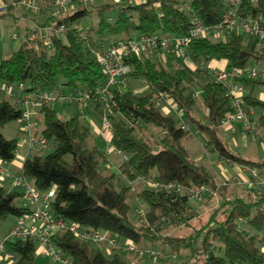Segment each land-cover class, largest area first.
<instances>
[{"label":"trees","instance_id":"obj_1","mask_svg":"<svg viewBox=\"0 0 264 264\" xmlns=\"http://www.w3.org/2000/svg\"><path fill=\"white\" fill-rule=\"evenodd\" d=\"M226 1L142 0L129 3L107 0L94 3L91 0L83 4L79 0L75 7L50 16L54 26L64 25V30L51 37L49 47L41 39H31L27 34L17 49L0 60V83L12 86L21 83L24 92L31 94L61 91L64 87L68 90L94 89L104 79L95 55L102 42L112 37L128 40L141 34L185 35L193 19L215 26L222 21ZM93 13L97 20L84 24V19ZM235 14L239 19L262 21L264 0H242ZM221 33L225 35L221 40L209 37L190 40L186 56L195 68L180 58L176 65H167L158 59L157 53H133L124 57V63L130 66L127 77L143 79L149 91L135 94L131 88L113 89L109 141L126 157L119 165V173L101 167L104 153L96 146H88L91 127L78 114L61 119L53 107L55 104L39 107L43 121L41 133L51 143L52 150L46 155L27 157L20 176L31 180L40 192L54 187L50 201L54 219L94 230L103 229L120 244L129 241L139 248H150L158 242L157 250L165 251V256L153 260H160L161 264H171L169 253L177 254L181 250L187 253L179 264H264V193L250 187L240 195H233L226 181L219 180L211 169L191 157L184 144L190 130L178 126L173 115L156 105L159 98L172 99L177 109L204 133L206 146L222 159L249 168L264 166V162L235 154L220 136L219 123L229 109V102L225 89L213 81L205 67L211 60H226L227 67H243L252 61L264 60L261 41L235 29H225ZM154 55L157 60L152 58ZM201 78L204 80L200 83ZM241 81L251 87L260 78L244 77ZM198 82L207 110L204 123L192 115L197 101L193 86ZM12 98L15 102L9 98L0 100V126L19 120L22 115L21 105L14 96ZM245 102L252 108H264V101L251 92ZM92 104L100 112V103ZM255 124L264 129V115H260ZM147 125L159 128L161 138L151 141L143 133L142 128ZM17 148V138H7L0 132L2 162L14 159ZM149 173L157 180L185 188L208 186L216 191L217 195L211 197L218 196L219 203L204 215V221L192 224V220L198 218L189 206L187 195L150 187L135 191L131 185L123 183V178L130 183L139 175ZM19 195L0 188V224L10 215L17 217L29 211L30 208L17 204ZM132 198H136L138 207L139 200L147 206L141 217L145 222L140 221L139 216L138 222L129 218ZM167 226L173 229L184 226L189 230L182 235H172V231H164ZM51 241L69 257V264H131L123 255L129 251L111 248L107 252L70 231L54 233ZM4 248L14 255L10 264H46L45 260L37 259L34 237L6 240ZM0 264L8 263L1 260Z\"/></svg>","mask_w":264,"mask_h":264},{"label":"built area","instance_id":"obj_2","mask_svg":"<svg viewBox=\"0 0 264 264\" xmlns=\"http://www.w3.org/2000/svg\"><path fill=\"white\" fill-rule=\"evenodd\" d=\"M74 0H55L54 12L52 15H58L61 10L70 9L69 5ZM83 4L91 0H80ZM120 1V0H115ZM129 3L138 2L137 0H126ZM242 0H227L226 7L222 15V21L215 26H207L199 20L193 19L187 33L181 36L166 37L157 33L141 34L128 40H121L115 37L109 38L102 42L99 49L95 51L96 58L102 67L104 79L101 85L94 89H69L64 90H46L39 94H31L24 92V85L18 84L16 87L0 83V92L8 95H14L18 103L22 107V115L19 119L20 132L23 138L21 142H25L30 148H45L49 141L42 133H36L38 121L34 118V108H39L42 104H71L76 108H83L86 104L99 102L101 106V129L109 131L112 128L109 114L114 105L112 100L113 89L116 87L124 88L126 86V77L130 72V66L124 63V57L129 54H145L153 55L157 53L159 57L165 61L167 53L173 54L180 58L186 65L188 61L186 56V47L191 39L200 37L218 36L225 29H235L247 35L258 37L261 41V47L264 52V20L255 19H239L235 10ZM17 5H22L25 8L35 10L34 0H12L10 3L0 4V14L5 13L8 7L13 8ZM64 30V25L52 26L49 29V34L45 32L32 30L29 35L31 39H41L47 47L51 45V37L59 35ZM188 65L195 68L191 62ZM202 67V65H201ZM213 81L222 85L225 89L229 109L220 120V126L227 131L233 133L235 131L234 124L239 122L245 132L258 136V128L254 121V108L246 105V85L241 81L242 78H262L264 77V69L258 68L252 64H247L243 67H223V68H208ZM13 90L15 91L13 93ZM169 97L159 98L157 103ZM156 103V104H157ZM177 109L176 105L173 107ZM178 110V109H177ZM139 123L136 124L138 126ZM184 127V126H183ZM121 153V152H120ZM122 154V153H121ZM123 159L125 155L122 154ZM249 170V185L254 190L258 191L264 186V180L260 179L256 170ZM4 175L0 176V181L4 180ZM142 184L156 191H175L179 194H185L190 200L201 202L206 197L216 196L215 190L208 186L195 188H185L175 183H167L154 178V174H141L137 178ZM14 184H22L23 191L17 197L18 204L31 203L32 207L28 212L16 217L15 223L9 229L0 241V261H6L10 264L14 255L6 251L4 243L6 240L25 239L34 237L36 240V254L43 258L46 264H69L70 259L64 256L51 241V236L58 231H70L82 240L89 241L97 246L104 248L109 252L111 248H120L125 251L135 252L140 256H150L159 258L165 256L163 250H153L151 248H139L134 243L126 241L122 244L118 242L116 237L108 235L103 229H91L77 225L74 222L63 219H54L50 211L51 197L47 192L38 191L31 185L26 178L17 176L13 178ZM142 203L139 200V204ZM140 217V221H144L145 210L140 204L135 209ZM176 216V214H174ZM163 219H165L163 217ZM264 251V246L262 247ZM172 258H176V252L169 253Z\"/></svg>","mask_w":264,"mask_h":264},{"label":"crops","instance_id":"obj_3","mask_svg":"<svg viewBox=\"0 0 264 264\" xmlns=\"http://www.w3.org/2000/svg\"><path fill=\"white\" fill-rule=\"evenodd\" d=\"M12 0H0V4L2 3H10ZM54 1L55 0H34L35 10H31L23 7L22 5H17L16 7L9 8L5 13L0 14V47H3V53H11L16 49L17 41H20L22 38V42L25 40L27 34L32 30L45 32L49 34V29L54 25L51 21L50 16L54 12ZM142 1V0H141ZM79 0H74L70 3L69 8H73L77 5ZM139 2V1H138ZM61 12L58 13V15ZM37 16V17H36ZM45 18V19H44ZM219 34L216 37H219ZM215 37V36H214ZM21 42V43H22ZM20 43V44H21ZM19 47V46H18ZM157 55V54H156ZM158 59L163 63L174 66L176 63L180 61L178 57H175L171 53H167L166 60L163 61L159 55ZM182 61V60H181ZM183 62V61H182ZM250 64L264 69V60L252 61ZM227 66L226 60H211L206 64L207 68H223ZM12 86V85H11ZM16 87V86H12ZM15 91L13 90V93ZM250 92L252 95L264 101V77L260 78L259 82H256L251 87L246 85V95H249ZM16 92L13 96H15ZM12 95H8L4 92H0V100L3 98H12ZM196 97V95H195ZM196 103L202 108H205L202 99L196 101ZM163 111L167 108L173 109L175 103L172 99L167 98L156 104ZM66 106L70 111L67 112L66 117H71L73 115L78 114V111L82 112L86 108H88V113L85 112V121L91 127V139H94L93 146H96L101 152L104 153V159L101 161V167L103 169L109 170L114 173H119V165L123 160L122 154L117 150L115 153V148L110 143V132L104 131L101 129V124H98L97 120H100V112L99 108L92 103L86 104L83 108H76L71 104H63L59 105V107ZM194 107V106H193ZM75 109V110H73ZM34 118L38 121V125L36 128V133H41L43 126L40 127L39 120L42 119V115L39 112V108H34ZM203 111V109H202ZM64 112V110H62ZM165 112V111H164ZM179 112V110H178ZM207 110L205 108V112L203 115L206 119ZM181 117V120L185 116V114L181 111L178 113ZM79 115V114H78ZM192 115L198 119L199 117L194 113V109H192ZM260 115H264V108H254V121L257 122V118ZM186 118V117H185ZM93 119H96V123L93 122ZM186 120H188L186 118ZM207 120V119H206ZM183 121V120H182ZM12 124V125H11ZM11 125L14 129V137L17 138V151L14 159L10 162H2L0 160V176L4 175V180L0 181V188H3L8 192H17L21 193L23 191L22 184H14L13 178L20 175L21 166L23 161L32 155L40 154L41 149L38 148H30L25 142H21L20 139L23 138L22 133L20 132V123L19 120L12 121L5 126ZM93 125V126H92ZM182 126L189 129L187 122H184ZM220 126V125H219ZM197 127V126H196ZM8 128V127H7ZM220 128V136L222 139L228 144L231 151L235 154L242 156L245 159L256 161L259 163L264 162V129L258 128V136L254 137L252 134L245 132L243 126L236 122L234 124L235 131L233 133L227 131L223 127ZM190 130V129H189ZM198 130H200L198 128ZM155 128L146 127L143 129V133L146 135L154 134ZM201 131V130H200ZM4 133V129L1 131ZM191 134V131H190ZM190 136V135H189ZM197 162H200L211 169L217 176L219 180H224L229 184V190L233 195H240L244 192L245 189L250 188L249 185V167L240 166L234 162H229L222 159L216 152H213L211 148L206 146L205 150L200 152L197 157L194 159ZM204 161H206L204 163ZM256 170L260 179L264 180V166L253 168ZM259 169V171H257ZM28 181V179H26ZM32 185V182H30ZM258 192L264 193V186L260 187ZM219 203V197H206L201 202H196L193 200H189V206L196 212L197 216L208 213L211 208L215 207ZM18 204V203H17ZM19 206L31 208V203L18 204ZM142 207H144L143 202L141 203ZM147 209V206L144 208ZM16 217L13 221L15 223ZM193 221V220H192ZM11 224V227L13 226ZM10 227V228H11ZM9 228V229H10ZM169 232V231H168ZM171 232V231H170ZM155 260H153L154 262ZM152 264V263H151Z\"/></svg>","mask_w":264,"mask_h":264},{"label":"rangeland","instance_id":"obj_4","mask_svg":"<svg viewBox=\"0 0 264 264\" xmlns=\"http://www.w3.org/2000/svg\"><path fill=\"white\" fill-rule=\"evenodd\" d=\"M94 3H99V2H105L107 0H93ZM137 1H141V0H137ZM255 1V0H254ZM37 17V16H36ZM45 19V18H44ZM97 20V15L95 13H93L91 16L89 17H86L84 19V24H87L88 22L90 21H96ZM210 39L212 40H221V39H224L225 38V35L221 33V35L219 37H213L212 35L209 37ZM22 42V38L20 39V41H17L16 44H18L16 46V49L18 48V46L20 45V43ZM3 50V47H0V60L9 56L10 53H3L2 52ZM153 59L157 60V56H152ZM188 65L192 66L191 65V62L188 61L187 63ZM204 79L201 78L200 83L203 82ZM126 86L123 88V89H126V88H131V90L135 93V94H143V93H147L149 91V87L147 85V83L143 80V79H134V78H131V77H127L126 81ZM200 83H195L194 86H193V92L194 94L196 95V98L198 100L202 99V90H201V86H200ZM64 91H68V88L64 87ZM12 102H15V100L13 98H9ZM19 105V104H17ZM20 106V105H19ZM57 115L61 118V119H66L68 117H66L65 115H67V112H69L70 110L68 108H66V106H62V107H59V105H53ZM87 106H85V109L81 112L78 111V114H79V117L80 119L83 121V122H86L85 121V112L88 113V108H86ZM80 108H78L79 110ZM194 109V113L199 117L200 121L201 122H206L207 120L205 119L204 115H203V112H205V108H202V106L198 105L197 103L194 105L193 107ZM203 109V111H202ZM62 110H64V112H62ZM75 110V109H73ZM165 113H169L171 115H173L176 119V122H177V125L178 126H181L184 122H187L188 126H189V129L191 131V134L189 137H187L185 140H184V144L187 148V150L190 152V155L193 159H195L197 157V155L205 150V144H206V137L204 135V133L200 130H198V128L196 127V123L195 122H191L189 120H186L185 116L183 117V121L181 120V117L182 116H179V112H181V110H178L177 109H170V108H167L164 110ZM95 121V122H94ZM98 124H101V119L100 120H97ZM93 122L96 123V119H93ZM39 123H40V127L43 126V121L42 119L39 120ZM12 125V124H11ZM11 125H8V126H5V128H3V126H0V132L4 129V133H2L4 136H6L7 138H13L14 136V132L12 129H14ZM93 126V125H92ZM8 127V128H7ZM148 128H151V127H154L153 125H147ZM155 128V132L154 134L152 133V137H149L148 135V138L151 140V141H155L157 139H160L161 138V130L157 127H154ZM144 129V128H142ZM142 131V130H141ZM221 134V133H220ZM94 139H90L89 142H88V146L91 148L93 147V144H94ZM152 142V143H153ZM159 147L156 146V150H158ZM52 150V147H51V143L49 142L48 145L41 149V152L40 154L41 155H46L48 154L49 152H51ZM115 153H117V150L115 149ZM213 152H215L213 150ZM67 159L70 160L71 157L68 155L67 156ZM206 161H204L205 163ZM257 171H259V169H257ZM28 182L30 183L31 180L28 179ZM123 183L124 184H129L133 187V189L135 191H139L141 189H144V188H147V186L145 184H142L139 180L135 179L134 181L132 182H128L127 180H125L123 178ZM50 197L52 198L53 195H54V187L52 186L48 192H47ZM144 207H142L143 209L146 207L145 204H143ZM129 206H130V210H129V218L133 221V222H138V213L135 211V209L138 207V203H137V200L136 198H132L130 201H129ZM206 214H202L200 216H197V220H193L192 221V224H199L200 222L204 221L205 219V216ZM202 218H204L202 220ZM15 219V216L13 215H10L8 216L1 224H0V241L2 240V238L7 235L8 231H9V228L11 227V224H13V221ZM168 225H171V224H168ZM242 227H246L245 224H241ZM179 227V228H178ZM176 229H173L171 226H167L165 227L164 230L165 232H170L172 231V235H182L184 233H187L188 232V227H184V226H178ZM150 248L153 249V250H157L159 248V244L158 242H155V244L153 245H150ZM187 251L186 250H181L180 252L177 253V256L178 258L177 259H173V258H169L170 260V263L171 264H179L181 262V260H184L185 259V255H186ZM125 256V258L127 259L128 262H130L131 264H161L160 260H157V261H154L153 262V257H150V256H144V257H137L135 255V253L133 252H124L123 254ZM37 259L39 261H43L44 259L41 258V257H37Z\"/></svg>","mask_w":264,"mask_h":264},{"label":"bare ground","instance_id":"obj_5","mask_svg":"<svg viewBox=\"0 0 264 264\" xmlns=\"http://www.w3.org/2000/svg\"><path fill=\"white\" fill-rule=\"evenodd\" d=\"M219 125H220V123H219Z\"/></svg>","mask_w":264,"mask_h":264}]
</instances>
